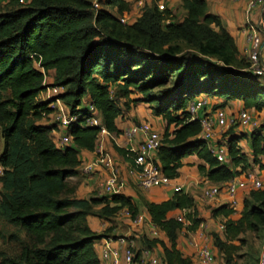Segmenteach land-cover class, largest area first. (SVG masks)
<instances>
[{
    "label": "trees",
    "instance_id": "1",
    "mask_svg": "<svg viewBox=\"0 0 264 264\" xmlns=\"http://www.w3.org/2000/svg\"><path fill=\"white\" fill-rule=\"evenodd\" d=\"M94 1L7 0L8 8L0 9V214L24 235L9 234L16 250L0 264H102L95 243L117 235L113 226L94 231L89 216L112 222L125 208L133 218L139 214L138 203L123 193L76 196L78 181L72 178L81 173V152L96 149L102 129L88 123L90 105L101 125L119 134L116 120L129 104H149L166 124L157 157L172 179L180 176L183 159L191 155L204 161L200 173L217 185L253 167L264 169V117L250 133L238 134V124L229 127L224 163L187 110L192 100L205 95L222 99L213 109L242 100L244 108L264 114V83L249 70L248 59L240 57L234 36L221 16L209 11L207 0H181L182 19L167 6H154L133 24L120 19L129 12L130 1L97 0L112 11L96 9ZM185 50L196 56L177 57ZM51 71L53 82L46 83ZM50 87L65 89L57 99L77 116L67 129L72 142L64 148L55 141L58 124L40 123L57 111L52 106L57 99H38ZM243 138L249 140L251 157L240 145ZM114 147L127 156V150ZM143 206L170 244L143 235L141 246H161L164 264H191L177 246L183 224L169 213L191 210L188 229H197L202 218L193 196L179 191L163 202L144 200ZM234 211L228 203L211 209V216L225 225L221 234L212 233L223 264H263L264 256L254 247L241 251L248 243L244 235L264 238V187L250 190L237 216Z\"/></svg>",
    "mask_w": 264,
    "mask_h": 264
},
{
    "label": "crops",
    "instance_id": "2",
    "mask_svg": "<svg viewBox=\"0 0 264 264\" xmlns=\"http://www.w3.org/2000/svg\"><path fill=\"white\" fill-rule=\"evenodd\" d=\"M1 1V0H0ZM164 3V6H167L171 8L174 11L175 6L178 3H181V0H162ZM209 5V11L218 14L222 17L223 23L226 25L227 29L231 32V34L234 36L238 49H239V55L240 57H245V50L250 45V42L248 40V30H252L251 27L249 29H245L244 25L246 23V20L249 18V15L251 16V20H256L260 17L262 14L261 6L254 7L255 11L251 14H246L247 9L251 8V0H207ZM210 104L208 105V110H210V107L213 106L215 103H220L222 99L217 97H208ZM143 104V105H142ZM148 107V108H146ZM227 109L228 114L232 112H236L239 109L244 108L243 101L242 100H234L229 102L228 105L225 107ZM143 109V110H142ZM255 114H257V117L260 121L263 120L264 114L263 112H257L254 111ZM229 114V115H231ZM149 121L151 122L154 127L161 132H164L165 130V121L160 117L154 115L152 108L149 104L145 102L141 103H133L131 102L128 106V109L125 110L122 117L117 118L116 124L120 130L119 134H111V133H104L101 135L100 139L97 141V146L94 151H88L83 150L81 152L80 158H81V165L79 167V170L81 171L79 177H73L72 180L78 181V188L76 195L79 198H92L97 197L100 195H104V182L106 181L109 170L105 168H98L91 172L84 171V167L87 163H90L93 159L97 157V148L102 145L108 152H110L114 158V161L116 164L120 167L121 175L125 178H128L127 184L125 188L122 190V193L131 196L135 202L139 205V214L143 215L146 221L145 226H136L133 224L132 220L133 217L128 209H123L119 212L115 220L117 221L115 224V221H109L101 219L97 216H89L88 221L91 226V228L96 231L97 233H102L104 230H106L109 226H113V234L117 235V237L112 236L111 239H107V237L102 238L101 240H98L95 243V248L98 253V256L101 260L102 264H112V257L111 255L107 260H103L101 258V251L104 248L106 242L110 240V245L112 248L118 250V256L121 260L122 264L124 263V248L125 243H120L118 240V236H135L140 237L139 235L143 233H148V228L150 225L151 217L149 213L146 211V209L143 206L144 200H147L149 202H163L166 201L174 195L173 187L175 185H182L183 191L186 193H189L193 196L194 202L196 204V208L199 213V217H205L204 221H201V224L199 227L195 230H187L186 232L184 230H180L178 233V239H177V246L178 249L185 255L191 258L192 263L191 264H200L199 258H198V250L199 247L202 246L204 243L210 244L212 242V232L215 231L217 228L218 223L220 222L218 219H215L213 216L210 217L211 209L213 207H216L218 205L228 203L230 201V196L228 192L225 189H222L219 197L216 200H207L203 198L202 191L205 187H208L210 185H215L209 179L205 176H203L199 171V165L203 164L204 161L200 159L197 155H191L188 157H185L183 159L184 165L180 169V176L177 178L172 179V184L170 185H164L162 183L156 184L150 188H141L136 179L133 177H129L128 170L132 167V159L128 158L122 153H119L115 147L114 143L121 147L122 149L128 150L131 146L134 144H137L141 136H136L134 139L129 140L125 136V131L127 128H129L133 123H139L142 121ZM51 124V123H50ZM173 127H171V130ZM219 128H217V131ZM248 129L243 127H237V133L238 134H244L247 133ZM61 134L62 132L59 131ZM201 136V134H200ZM101 141V142H99ZM240 145L243 147L245 145L246 151L243 149V151L247 152V155H251V147L249 140L246 138H243L240 141ZM251 157V156H250ZM158 158V157H157ZM159 160V159H158ZM254 170L258 169L260 171V175L262 176L264 180V169H259V167H253ZM239 169V168H238ZM242 176V175H240ZM248 190H240L238 192V198L242 202V207L244 204V199L248 195ZM210 205V206H209ZM185 209V208H183ZM182 208L175 209L169 213V217H175L178 214L182 213ZM137 215V216H138ZM202 224H205V227H202ZM142 236V235H141ZM160 238L164 239L166 243L169 245L168 238L166 236V233L164 231H160ZM140 242V239H137ZM136 240V241H137ZM212 244V243H211ZM137 246L141 247L138 245ZM213 254L214 259L211 264H223V258L220 255L218 249L214 246L213 247ZM156 252L159 256H161L160 264H164L163 261V249L161 246L156 247Z\"/></svg>",
    "mask_w": 264,
    "mask_h": 264
},
{
    "label": "built area",
    "instance_id": "3",
    "mask_svg": "<svg viewBox=\"0 0 264 264\" xmlns=\"http://www.w3.org/2000/svg\"><path fill=\"white\" fill-rule=\"evenodd\" d=\"M26 1L27 0H20L21 3ZM259 4L262 6L264 0H253L251 8L257 7ZM262 13L263 16L257 28L250 30L249 39L251 44L250 47L246 49V54L249 61V70L254 75L258 76L264 83V5ZM125 18L126 16L120 18L123 23H126ZM36 66L45 72L39 60L36 61ZM209 104V98L205 95H200L189 103L187 110L191 115V119H198L200 121L202 126L201 137L208 143L215 157H217L220 162L226 163L228 161V146L225 133L229 127L233 124H238V127L247 128V133H250L253 128L259 125L260 120L252 109L242 108L236 114L233 113L229 115L227 109L222 107L213 109L212 106L210 110H208L207 107ZM52 106L57 108L56 114H58V129H56L54 133L57 135L60 134L59 131L62 132L55 141L57 147L64 148L72 142V138L67 133V129L69 125L77 119V116L72 115L69 109L65 111L67 107L60 99H57ZM89 109L90 114L87 119L88 123L101 126L102 128L99 134V140L101 135L110 132L101 125L100 116L97 115V110L94 106L90 105ZM217 128H219L218 131ZM124 134L129 140L134 139L136 136H141L140 141L127 150V157L134 161V164H132V167L128 170L129 177L135 178L138 185L144 189L160 183L164 185L172 184V179L164 174L157 158V151L162 145L164 138L163 132L156 129L151 122L145 120L139 123H133L127 128ZM96 152L97 157L85 165L84 171L91 172L98 168L109 170V175L103 186L105 194L122 193L128 178L121 175L120 167L114 161L112 154L102 145L97 148ZM241 175L242 176H237L227 181L223 185L215 184L205 187L202 191L203 198L207 200H216L222 189H225L230 196L228 204L235 210L234 215H236L242 207V202L238 198V192L241 189L250 191L263 187V180L260 177L258 169H255V171L249 169ZM173 190L174 192L183 191V187L182 185H175ZM190 212L191 210L189 209H183L181 214L175 216L176 219L183 224L182 230L185 232L189 230L188 226L192 224V220L188 218ZM191 218H195V215H192ZM132 222L136 226H145L147 224L143 215L136 216L133 218ZM202 227H205V224H202ZM218 228L223 231L225 228L224 222L220 221ZM160 231V229L150 222L148 233L144 235L149 239L160 238ZM111 237H107V239H111ZM118 240L120 243H125V264H160L161 256L156 252V248L137 246V237L118 236ZM111 255H113L112 264H122L118 256V250L112 248L110 240H108L101 251V258L107 260ZM198 258L200 264L212 263L214 254L209 244L204 243L199 247Z\"/></svg>",
    "mask_w": 264,
    "mask_h": 264
},
{
    "label": "rangeland",
    "instance_id": "4",
    "mask_svg": "<svg viewBox=\"0 0 264 264\" xmlns=\"http://www.w3.org/2000/svg\"><path fill=\"white\" fill-rule=\"evenodd\" d=\"M128 1H130V10L125 15L126 16L125 20H126L127 24L135 23L139 18H141L145 14V12L147 10L152 9L154 6H157V8L159 10H163L165 8L164 3L162 1H157V3L154 2L153 0H128ZM234 1H238V0H234ZM252 2H253V0H251V3ZM251 3H250V5H251ZM263 5L261 6L262 12H263ZM94 6H95L96 9H98V8H106L109 11L111 10L110 7L105 6L103 4H100L97 0L94 1ZM259 6H260V4H259ZM7 8H8L7 0H4L3 2L1 0L0 1V9H7ZM113 11H115V10H113ZM254 11H255V9L252 7V8L247 9V13H245V14L247 16V14L249 15V14H251ZM172 15L175 18H178V19H182L184 17L185 11H184L181 3H178L175 6ZM262 16H263V13L260 15V17L258 19L253 21V20H251V16L249 15V18L246 20L244 28L245 29H249V27H251V29L257 28L258 23H259V21H260ZM250 33H251V31L248 30L247 36H248V40H249V42L251 44V41L249 39V34ZM248 47H250V45ZM186 53L189 54L188 55L189 59H191V58L196 56V54L194 52L189 51V50H185V52L183 54H179L177 57H179L181 55H185ZM244 55H245L246 59H248V56H247L246 52H245ZM197 57H202V56H199L197 54ZM208 60L212 64H217L218 63V61L216 59H208ZM53 75H54V71H51L50 73H47V76L45 77V82L46 83H52L53 82ZM64 91H65V89H63V88H59V87L52 88L51 87V88H48L47 90H45L44 92H42L41 95L38 97V99L39 100L40 99H44V100L53 99V100H56L59 97V95L62 92H64ZM136 96H137L136 94L132 95V97H136ZM146 108H148V107H146ZM67 110H68V107L65 108V111H67ZM239 110H237L236 112H232V113L236 114ZM229 114H231V113H229ZM57 116H58V114L54 113V114H52L50 116V118L41 120L40 123L50 124V123L55 122V123L58 124ZM231 130L234 131V128H232ZM235 131L237 132V129H235ZM59 135L60 134H57V135L55 134V139H57ZM2 148H3V138L0 135V153L2 152ZM242 149H244L246 151L245 145L242 147ZM1 174H2V167L0 166V176H1ZM259 174H260V171H259ZM260 177L262 178L261 175H260ZM262 180H263V178H262ZM73 181L76 182V180H73ZM262 186H264V180H263ZM1 191H2V183H1V180H0V192ZM205 217L206 216H204L203 218L201 217L202 221L205 220ZM210 217H211V215H210ZM116 222L117 221L115 220L114 224ZM218 225H219V223H218ZM218 225H217V228L215 229V231H213L212 233H218V234L222 233L221 230L218 228ZM14 232L19 234L22 238H24V235L21 234L20 232H18L15 227L8 225L6 220L4 219V217L0 214V261L3 260L6 257V255H8L10 253L11 250H14V251L16 250V245H12V241L9 238V234L14 233ZM141 235H143V234H140L139 235L140 237H137V239H140V242L137 240L138 245H140V243H141V237H142ZM212 237H213L212 238V242H211L212 244L210 243L209 246L213 249V247H214V234H212ZM244 237H245L246 241H248V243L244 246V248H243V250L241 252H245V251L249 250L250 247H254L255 250L260 251L261 255L264 256V238H262V236L260 237V235H258L257 233H254V234H246V235H244Z\"/></svg>",
    "mask_w": 264,
    "mask_h": 264
},
{
    "label": "clouds",
    "instance_id": "5",
    "mask_svg": "<svg viewBox=\"0 0 264 264\" xmlns=\"http://www.w3.org/2000/svg\"><path fill=\"white\" fill-rule=\"evenodd\" d=\"M263 187H264V186H263ZM263 187H262V188H263ZM155 248H156V247H155Z\"/></svg>",
    "mask_w": 264,
    "mask_h": 264
},
{
    "label": "water",
    "instance_id": "6",
    "mask_svg": "<svg viewBox=\"0 0 264 264\" xmlns=\"http://www.w3.org/2000/svg\"><path fill=\"white\" fill-rule=\"evenodd\" d=\"M263 264H264V261H263Z\"/></svg>",
    "mask_w": 264,
    "mask_h": 264
}]
</instances>
